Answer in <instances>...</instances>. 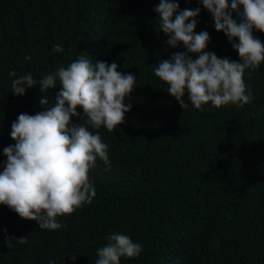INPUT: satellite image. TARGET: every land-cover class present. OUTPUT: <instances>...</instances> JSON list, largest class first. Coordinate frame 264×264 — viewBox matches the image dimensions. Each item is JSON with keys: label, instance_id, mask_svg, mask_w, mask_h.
Here are the masks:
<instances>
[{"label": "trees", "instance_id": "1", "mask_svg": "<svg viewBox=\"0 0 264 264\" xmlns=\"http://www.w3.org/2000/svg\"><path fill=\"white\" fill-rule=\"evenodd\" d=\"M176 2L181 10L200 9L196 32L209 33L208 52L242 63L200 0ZM159 3L0 0V172L7 162L3 149L15 145L10 134L18 115L50 109L60 91L36 85L12 95L11 72L39 82L85 54L92 63L115 62L137 81L125 100L132 110L116 130L92 128L82 108L72 117L74 126L98 132L109 146L110 167L97 160L89 173L93 202L58 217L62 226L55 231L0 205V264H95L112 233L142 246L139 257L121 264H264V64L245 72L249 104L216 108L209 102L196 109L186 95L182 109L154 74L161 60L187 52L158 33ZM253 34L264 43V33ZM9 236L27 242L13 241L10 250Z\"/></svg>", "mask_w": 264, "mask_h": 264}, {"label": "clouds", "instance_id": "2", "mask_svg": "<svg viewBox=\"0 0 264 264\" xmlns=\"http://www.w3.org/2000/svg\"><path fill=\"white\" fill-rule=\"evenodd\" d=\"M200 2L242 63L207 51L209 33L196 32L199 8L181 10L176 0H160L154 9L158 33L168 37L167 44L172 48L182 44L187 52L177 51L171 60H161L153 66L154 74L167 84V92L182 109L188 106L186 95L196 109L209 102L216 108L247 105L252 97L247 94L245 72L259 70L264 64V43L253 34L254 30L264 33V0ZM232 13L240 17L239 23ZM237 39L239 43H235ZM53 51L62 53L63 47L54 45ZM10 76L14 77L12 95L24 96L36 85L44 92L58 86L60 91L55 106L35 115L21 113L13 122L10 135L15 145L3 149L7 162L0 172V205L24 220L38 222L43 230L55 231L62 226L58 217L73 214L96 197L89 173L97 160L110 167L108 144L84 124L74 126L72 117L79 116L77 109L82 108L92 128L116 130L132 110L133 105L125 100L130 99L137 81L134 75L120 72L115 62L92 63L85 54L39 82L31 74L11 72ZM47 105L48 100L42 99L41 107ZM106 239L108 243L97 249L95 264H121L122 258L131 260L142 252V246L128 235L112 233ZM13 241L25 244L27 239L7 237L4 243L10 250Z\"/></svg>", "mask_w": 264, "mask_h": 264}]
</instances>
